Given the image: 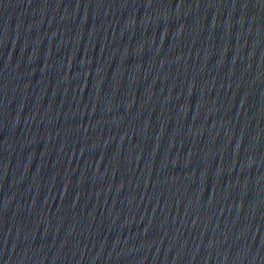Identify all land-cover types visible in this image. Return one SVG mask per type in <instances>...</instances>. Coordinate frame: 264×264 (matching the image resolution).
Here are the masks:
<instances>
[{"label": "water", "instance_id": "obj_1", "mask_svg": "<svg viewBox=\"0 0 264 264\" xmlns=\"http://www.w3.org/2000/svg\"><path fill=\"white\" fill-rule=\"evenodd\" d=\"M0 264H264V0H0Z\"/></svg>", "mask_w": 264, "mask_h": 264}]
</instances>
